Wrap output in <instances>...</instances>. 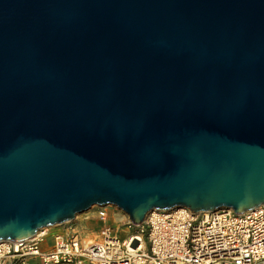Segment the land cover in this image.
<instances>
[{
    "label": "water",
    "instance_id": "95a60500",
    "mask_svg": "<svg viewBox=\"0 0 264 264\" xmlns=\"http://www.w3.org/2000/svg\"><path fill=\"white\" fill-rule=\"evenodd\" d=\"M261 204L264 0H0V241Z\"/></svg>",
    "mask_w": 264,
    "mask_h": 264
},
{
    "label": "built area",
    "instance_id": "2783aa9c",
    "mask_svg": "<svg viewBox=\"0 0 264 264\" xmlns=\"http://www.w3.org/2000/svg\"><path fill=\"white\" fill-rule=\"evenodd\" d=\"M107 206L95 205L93 218L106 222ZM120 221L138 229L119 240L109 224L92 235L72 220L56 232L46 227L27 239L2 240L0 264H264V204L241 213L154 209L138 225Z\"/></svg>",
    "mask_w": 264,
    "mask_h": 264
},
{
    "label": "rangeland",
    "instance_id": "374dc122",
    "mask_svg": "<svg viewBox=\"0 0 264 264\" xmlns=\"http://www.w3.org/2000/svg\"><path fill=\"white\" fill-rule=\"evenodd\" d=\"M107 208L109 210L108 213L109 218L106 222L99 221L93 218L94 210H95L94 206L90 207L85 212L77 214L74 220L80 222L79 224L81 225L82 229H84V233L89 232V234L92 235L95 234L97 232V229L101 228L103 225L109 224L113 228H117L116 230L119 240L125 239L130 233L138 229V227L136 226H132L131 229H128L126 226H120L121 225L120 220L126 219L128 216L125 213H123L121 210L113 206H107ZM58 228H60V226L55 225L49 227V230L51 232L52 231L56 232L58 231ZM49 239L51 238L49 237ZM31 264H37V262L33 260Z\"/></svg>",
    "mask_w": 264,
    "mask_h": 264
},
{
    "label": "bare ground",
    "instance_id": "6f19581e",
    "mask_svg": "<svg viewBox=\"0 0 264 264\" xmlns=\"http://www.w3.org/2000/svg\"><path fill=\"white\" fill-rule=\"evenodd\" d=\"M96 235V234H95Z\"/></svg>",
    "mask_w": 264,
    "mask_h": 264
}]
</instances>
